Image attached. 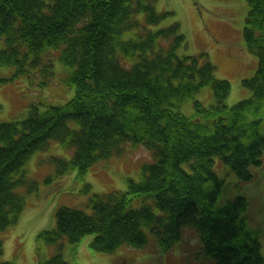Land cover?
Here are the masks:
<instances>
[{"label":"trees","instance_id":"trees-1","mask_svg":"<svg viewBox=\"0 0 264 264\" xmlns=\"http://www.w3.org/2000/svg\"><path fill=\"white\" fill-rule=\"evenodd\" d=\"M159 1L0 0V66L13 67L15 75L37 72L47 84L55 71L51 50H58L75 87L64 103L34 104L24 119H0V230L25 209L20 188L38 189L27 162L52 141L73 150L70 159L56 161L59 174L76 168L82 176L123 154L126 142L145 145L154 157L126 190L94 192L89 211L57 207L55 225L42 232L55 252L40 253L38 264H73L64 243L85 235L95 234L91 245L98 251L139 247L151 236L164 249L188 226L214 264H264L248 198L240 188L227 194V181L215 170L219 158L243 184L263 163L264 0H246L244 37L258 66L243 79L251 96L233 105L230 81L216 75L207 52H186L180 21L159 10ZM206 87L214 96L208 104L197 97ZM190 99L187 114L182 108ZM4 250L0 237V256Z\"/></svg>","mask_w":264,"mask_h":264},{"label":"rangeland","instance_id":"rangeland-1","mask_svg":"<svg viewBox=\"0 0 264 264\" xmlns=\"http://www.w3.org/2000/svg\"><path fill=\"white\" fill-rule=\"evenodd\" d=\"M246 0H160L159 10L174 12L187 35L186 52H207L216 64V75L231 83L227 102L230 105L249 97L251 89L243 85V78L251 77L257 69L258 57L253 54L244 38ZM54 57V77L47 84L40 82V75L14 74V68L0 66V76L10 80L0 83L2 121L21 120L27 117L30 104L58 105L75 94L69 83L67 69L60 61L58 50H51ZM197 97L206 104L214 100L211 87L203 89ZM192 99L182 108L192 114ZM46 106H43L45 109ZM73 150L60 142L52 141L47 149L36 151L27 162L28 176L38 182V189L25 192L26 206L18 221L4 230V253L0 261L15 260L18 264H38L41 255L50 257L55 245L50 237L42 234L55 225V211L61 205L90 210L89 197L94 193L126 190L128 180L138 181L145 163L154 160L153 153L143 144L126 142L121 155L98 161L84 175L76 168L59 174L56 161L70 159ZM253 178L243 184L230 167L217 159L215 170L227 181V194L234 196L240 188L250 204L249 215L260 229L264 254V157L261 165L252 167ZM253 213V214H251ZM181 240L162 249L156 237L151 236L145 245L121 246L111 252L95 250L91 241L95 234L82 237L72 244L64 243L66 258L73 264H214L211 257L201 251L197 231L188 226L182 231ZM65 240V239H64Z\"/></svg>","mask_w":264,"mask_h":264},{"label":"bare ground","instance_id":"bare-ground-1","mask_svg":"<svg viewBox=\"0 0 264 264\" xmlns=\"http://www.w3.org/2000/svg\"><path fill=\"white\" fill-rule=\"evenodd\" d=\"M145 164H147V163H145Z\"/></svg>","mask_w":264,"mask_h":264}]
</instances>
